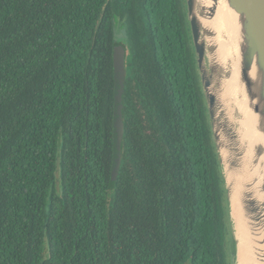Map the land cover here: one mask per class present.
Wrapping results in <instances>:
<instances>
[{"label": "trees", "instance_id": "16d2710c", "mask_svg": "<svg viewBox=\"0 0 264 264\" xmlns=\"http://www.w3.org/2000/svg\"><path fill=\"white\" fill-rule=\"evenodd\" d=\"M228 233L184 0H0V264H229Z\"/></svg>", "mask_w": 264, "mask_h": 264}, {"label": "water", "instance_id": "95a60500", "mask_svg": "<svg viewBox=\"0 0 264 264\" xmlns=\"http://www.w3.org/2000/svg\"><path fill=\"white\" fill-rule=\"evenodd\" d=\"M191 45L222 178L232 264H264V0H184ZM220 8L233 13L228 28ZM114 172L122 156L125 50L114 49ZM59 164L56 188H59ZM235 201L237 227L233 214Z\"/></svg>", "mask_w": 264, "mask_h": 264}, {"label": "flooded vegetation", "instance_id": "af4514ba", "mask_svg": "<svg viewBox=\"0 0 264 264\" xmlns=\"http://www.w3.org/2000/svg\"><path fill=\"white\" fill-rule=\"evenodd\" d=\"M143 19V18H142ZM133 53L131 52V47H126V50H125V68H126V75L127 73L131 72V69H133V73L131 75V77L134 79L135 82H139V76H136V65L134 64L133 60L131 61V57H132ZM131 61V65L132 67H128V64L130 63ZM135 90H137V87H135ZM138 93L140 94L139 97L136 96V94H134V98L131 100V103L134 104V106L132 105L131 108H128L131 112V117L132 119L134 118V115L137 113L135 107L137 108L140 107L142 108L144 111H145V115L148 116V120H149V123L151 122V117L152 116V111L150 110V107H149V100L143 95L141 94L140 90L138 91ZM135 97L138 98L137 102L138 104L136 103L135 104Z\"/></svg>", "mask_w": 264, "mask_h": 264}, {"label": "bare ground", "instance_id": "6f19581e", "mask_svg": "<svg viewBox=\"0 0 264 264\" xmlns=\"http://www.w3.org/2000/svg\"><path fill=\"white\" fill-rule=\"evenodd\" d=\"M220 14L222 15V18L226 24V26L228 28L231 27V23H232V19H233V13L232 11H229L228 9H223L220 8L219 10ZM233 206H234V211L233 214L236 218V225L238 228H240L239 224H238V215H237V211H236V205H235V201H233ZM248 245H247V241L246 239L242 236L241 238V242L239 245V252H238V264H248V249H247Z\"/></svg>", "mask_w": 264, "mask_h": 264}, {"label": "rangeland", "instance_id": "374dc122", "mask_svg": "<svg viewBox=\"0 0 264 264\" xmlns=\"http://www.w3.org/2000/svg\"><path fill=\"white\" fill-rule=\"evenodd\" d=\"M225 244L227 248V257H228L229 264H232V241H231V237L229 233L228 235L226 234L225 236Z\"/></svg>", "mask_w": 264, "mask_h": 264}]
</instances>
